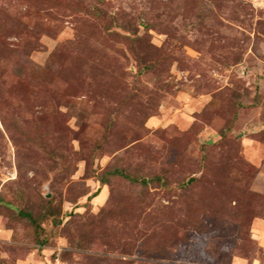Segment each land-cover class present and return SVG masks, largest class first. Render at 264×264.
<instances>
[{"label": "rangeland", "instance_id": "1", "mask_svg": "<svg viewBox=\"0 0 264 264\" xmlns=\"http://www.w3.org/2000/svg\"><path fill=\"white\" fill-rule=\"evenodd\" d=\"M58 258L264 264V0H0V264Z\"/></svg>", "mask_w": 264, "mask_h": 264}, {"label": "built area", "instance_id": "2", "mask_svg": "<svg viewBox=\"0 0 264 264\" xmlns=\"http://www.w3.org/2000/svg\"><path fill=\"white\" fill-rule=\"evenodd\" d=\"M54 264H64V262H62V260L58 258L54 261Z\"/></svg>", "mask_w": 264, "mask_h": 264}, {"label": "trees", "instance_id": "3", "mask_svg": "<svg viewBox=\"0 0 264 264\" xmlns=\"http://www.w3.org/2000/svg\"><path fill=\"white\" fill-rule=\"evenodd\" d=\"M24 215H28V213H23Z\"/></svg>", "mask_w": 264, "mask_h": 264}]
</instances>
